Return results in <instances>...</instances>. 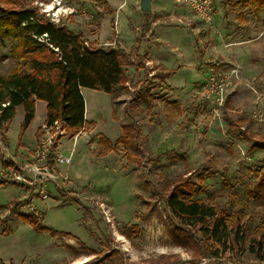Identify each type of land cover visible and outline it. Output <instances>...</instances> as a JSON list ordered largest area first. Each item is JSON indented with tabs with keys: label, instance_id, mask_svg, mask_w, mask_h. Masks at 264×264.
Wrapping results in <instances>:
<instances>
[{
	"label": "rangeland",
	"instance_id": "1",
	"mask_svg": "<svg viewBox=\"0 0 264 264\" xmlns=\"http://www.w3.org/2000/svg\"><path fill=\"white\" fill-rule=\"evenodd\" d=\"M153 1L145 14L139 0H24L37 15L81 33L86 44L117 48L125 86L111 94L81 88L85 125L61 134L52 170L38 155L43 100H35L22 132V105L1 123L7 151L0 145V166L11 157L18 177L0 184V264H264V188L254 186L264 149L251 147L264 141V7L255 13L238 0H214L205 24L186 5ZM9 45L0 40V74L13 66ZM127 122L138 128L134 147L118 141ZM102 135L112 144L104 154ZM59 152L70 163H56ZM201 172L206 189L196 196L224 211L230 229L219 256L203 246L199 254L186 249L163 200L144 186ZM18 213L36 214L55 231H36Z\"/></svg>",
	"mask_w": 264,
	"mask_h": 264
},
{
	"label": "trees",
	"instance_id": "2",
	"mask_svg": "<svg viewBox=\"0 0 264 264\" xmlns=\"http://www.w3.org/2000/svg\"><path fill=\"white\" fill-rule=\"evenodd\" d=\"M102 2L108 6L106 0ZM238 3L250 5L255 12L264 7V0H238ZM108 11L111 12L109 8ZM3 39L10 42L8 50L13 66L8 73L0 74V105L7 103L0 113V124L9 123L16 107L22 105V132L33 119L35 100L41 99L46 103L43 125L50 126L54 121H61L64 132L73 135L85 125L82 87L111 94L115 88L125 86L122 54L117 48L86 44L87 40L81 33L37 15L33 8L25 5L24 0H0V40ZM121 129L118 141L124 147L136 146L138 128L127 122ZM41 132L42 127L38 129L36 139ZM60 136L58 134L54 138L45 154V166L50 170L55 168L53 156ZM98 143L103 154L112 149L111 142L103 135ZM255 144L264 149L263 140L253 142L251 147ZM1 166L16 169V165L8 159H3ZM205 180L203 172L195 178L189 173L177 176L168 186L154 188L147 182L144 186L150 189L151 196L163 200L169 216L178 224L172 221V229L186 249L199 254L203 246L213 256H219L230 229L224 211L196 196L205 191ZM11 182H14L11 178L0 176V184ZM254 186L264 188V164L263 169L256 173ZM247 194L253 193L247 191ZM20 204V201L15 202L11 209L17 211ZM18 216L36 231H55L43 225L36 214L18 213ZM260 223L264 226V217ZM233 234L235 243H238V228ZM163 263L168 264L167 260Z\"/></svg>",
	"mask_w": 264,
	"mask_h": 264
},
{
	"label": "built area",
	"instance_id": "3",
	"mask_svg": "<svg viewBox=\"0 0 264 264\" xmlns=\"http://www.w3.org/2000/svg\"><path fill=\"white\" fill-rule=\"evenodd\" d=\"M174 2L178 5L188 6L190 8V10L205 24L211 23V20H212L213 14H214V0H174ZM6 104L7 103H1L0 113L2 112V109L4 106H6ZM0 126H1V124H0ZM43 131H44V133H43L42 137L40 138L38 155H39V158H43L45 160L46 151L50 147L51 143L54 141V138L58 134L64 133V129L61 127V121H54L53 124H51L50 126H44ZM2 136L3 135H2V132L0 130V145H1L3 150H6L7 147L3 143V140H2L3 137ZM55 159H56V163L68 164L71 161V156L65 155V154H62L61 152H59V153H57V156ZM8 160L13 162L11 160V157H9ZM13 170H15V168H13L12 166H7V167L0 166V173H1V171L3 172V174L2 175L0 174V176L7 177V178L10 177L13 179V176H16L15 173H13ZM33 171L39 177H42L45 175L47 177L52 178L51 174L41 172L42 170H39L38 168L33 169ZM16 177H18V176H16ZM99 210L102 213L103 217L109 221L110 216H111L109 208L104 203L99 202Z\"/></svg>",
	"mask_w": 264,
	"mask_h": 264
},
{
	"label": "crops",
	"instance_id": "4",
	"mask_svg": "<svg viewBox=\"0 0 264 264\" xmlns=\"http://www.w3.org/2000/svg\"><path fill=\"white\" fill-rule=\"evenodd\" d=\"M106 1H107V0H106ZM153 2H154V1L151 0V4H153ZM107 3H108V2H107ZM108 5H109V4H108ZM248 6H250V5H248ZM250 7H251V6H250ZM251 8H252V7H251ZM253 10H254V9H253ZM260 11H261V10H260ZM260 11H259V12H260ZM254 12H255V11H254ZM255 13H258V12H255ZM217 14H218V13H217ZM219 16H220V15L218 14V17H219ZM198 21H200V19H199ZM221 27H222V29L224 28V26H221ZM221 27H219V28H221ZM247 27H248L247 24H246L245 26H241V25H240V27H239L240 29H239L238 32L240 33L241 36H239L238 38H243L244 36H246V33H247L246 30H247ZM219 28L216 27V29H219ZM244 31H245V34H244ZM236 48H238V46H237Z\"/></svg>",
	"mask_w": 264,
	"mask_h": 264
},
{
	"label": "water",
	"instance_id": "5",
	"mask_svg": "<svg viewBox=\"0 0 264 264\" xmlns=\"http://www.w3.org/2000/svg\"><path fill=\"white\" fill-rule=\"evenodd\" d=\"M140 9L144 12H148L151 9V0H139Z\"/></svg>",
	"mask_w": 264,
	"mask_h": 264
}]
</instances>
